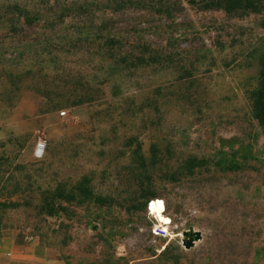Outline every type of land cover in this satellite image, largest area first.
I'll return each mask as SVG.
<instances>
[{"label": "rangeland", "instance_id": "374dc122", "mask_svg": "<svg viewBox=\"0 0 264 264\" xmlns=\"http://www.w3.org/2000/svg\"><path fill=\"white\" fill-rule=\"evenodd\" d=\"M212 1L0 0V199L65 264H264V0Z\"/></svg>", "mask_w": 264, "mask_h": 264}, {"label": "crops", "instance_id": "0c3cea01", "mask_svg": "<svg viewBox=\"0 0 264 264\" xmlns=\"http://www.w3.org/2000/svg\"><path fill=\"white\" fill-rule=\"evenodd\" d=\"M12 206L18 207L14 202L0 199V264H65L57 251L33 233L22 219L6 217Z\"/></svg>", "mask_w": 264, "mask_h": 264}, {"label": "trees", "instance_id": "16d2710c", "mask_svg": "<svg viewBox=\"0 0 264 264\" xmlns=\"http://www.w3.org/2000/svg\"><path fill=\"white\" fill-rule=\"evenodd\" d=\"M250 0H215L206 5V8H219L224 10L225 12L229 13L234 10L248 8L251 5ZM31 15L28 13L24 16L25 22L33 21L30 17ZM250 99L252 100V114L254 119L260 124L264 125V55L261 57L259 62V70L257 74V85L256 88L250 92ZM137 160L142 161L143 158L138 155ZM202 161L198 159L191 158L186 161V167L188 169L197 168L202 165ZM88 181L84 179L77 187V189L83 193H86L87 189H84L83 185ZM89 194V192H87ZM68 199H73L71 196H67ZM149 198H154V195H150ZM96 203H103L105 199L96 198ZM48 214H52L49 212Z\"/></svg>", "mask_w": 264, "mask_h": 264}, {"label": "bare ground", "instance_id": "6f19581e", "mask_svg": "<svg viewBox=\"0 0 264 264\" xmlns=\"http://www.w3.org/2000/svg\"><path fill=\"white\" fill-rule=\"evenodd\" d=\"M148 212L152 214L158 222V227L164 231L170 223L169 219L164 216V204L160 200H151L147 205ZM154 233V232H153ZM185 238L182 236V240Z\"/></svg>", "mask_w": 264, "mask_h": 264}, {"label": "water", "instance_id": "95a60500", "mask_svg": "<svg viewBox=\"0 0 264 264\" xmlns=\"http://www.w3.org/2000/svg\"><path fill=\"white\" fill-rule=\"evenodd\" d=\"M185 239L181 241L184 249L189 250L194 247L195 243L200 241L202 235L199 231H195L193 228H189L187 231L181 233Z\"/></svg>", "mask_w": 264, "mask_h": 264}, {"label": "built area", "instance_id": "2783aa9c", "mask_svg": "<svg viewBox=\"0 0 264 264\" xmlns=\"http://www.w3.org/2000/svg\"><path fill=\"white\" fill-rule=\"evenodd\" d=\"M60 114L64 115L65 112H61ZM45 149H46V141L43 139H39L35 144V147L33 150V156L36 159H42L45 155Z\"/></svg>", "mask_w": 264, "mask_h": 264}]
</instances>
